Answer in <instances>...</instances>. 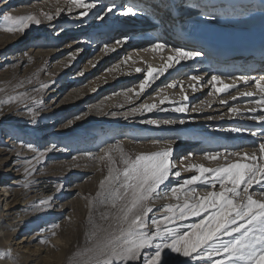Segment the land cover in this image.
Here are the masks:
<instances>
[{
    "label": "rangeland",
    "instance_id": "374dc122",
    "mask_svg": "<svg viewBox=\"0 0 264 264\" xmlns=\"http://www.w3.org/2000/svg\"><path fill=\"white\" fill-rule=\"evenodd\" d=\"M207 1L210 0H167L163 5V14H170L169 10L174 7L188 12L181 17L183 19L196 20L201 17L207 23L217 24L219 16L231 9L225 3L217 6L219 8L190 11ZM222 1L224 0H218L217 4ZM98 2L88 16L81 17L79 13L83 9L73 7L69 12L70 5L66 0H0V24L5 23L3 16L7 13L13 16L34 15L40 19L39 25H30L23 33L0 31V166L5 171H18L20 174L18 177L8 176L4 185L6 188L14 187V190L24 193L22 196L26 195L27 198L34 195L28 194L32 191L30 188L33 184L44 183L43 185L52 189L49 200L37 199L27 204L28 208H22L25 209L22 213L24 216L31 219L42 216L43 219L36 221V229L12 236L10 243L4 246L5 251L11 253V258L7 260L10 264H15L22 254H31L32 258L26 264H92L89 259L93 248L92 232L95 228L107 225V221L101 219V214L112 210L104 205L93 206L90 203L97 199L99 183L107 174V163L90 159L87 153L98 155L101 148L117 141L132 156L170 148L172 172L179 171L181 178L177 179L174 174L169 176L161 186L162 192H168V189L178 187L184 179L198 174L188 171L185 161L190 165L209 168L226 163L222 156L217 161L204 159L209 152L224 155L228 153L227 148L209 144L210 139L228 141V138H235L232 132L219 131L228 128L224 125L200 124L192 121L198 119V116L171 110L161 111L189 105L190 112L195 103L215 94V88L209 81L212 76H217V72L205 76V70L192 71L203 67L206 58L198 59L199 55L198 61H172V67L164 71L163 75L154 74L155 78L149 81V86L141 93L139 86L149 67L163 70L169 63L168 49L151 51L155 43H162L163 36L158 38L148 31L145 35L135 32L104 37L96 32L98 28L103 26L111 31L116 30L118 28L115 27L124 19L119 10L114 11L113 16L107 13V22L105 20L104 24L102 21L98 23V15L105 14L107 6L111 5L108 0H101V4ZM148 5L151 6L150 3ZM253 6L254 3L247 12H251ZM57 9L62 11L57 12ZM247 12L245 8L242 10V13L248 14ZM47 16L52 19H47ZM116 18H120V21H116ZM245 19L246 15L239 14L231 20L243 22ZM160 23L165 25L166 22ZM122 35L124 37L120 38ZM119 38L124 42L116 44L115 41ZM105 45L114 47L115 50L106 52ZM141 46L145 48V52L135 51ZM39 48H46L49 52H42ZM38 54L45 55L37 57ZM137 68L140 69L139 72L136 71ZM233 74L236 72L230 75ZM193 75H198L200 81L191 80ZM218 76L225 83L229 80V75ZM168 84H174L175 87H167ZM199 86L204 89L196 95L197 99L193 104L182 101L184 97L191 95V90ZM137 93H140L138 97ZM165 97L167 102L161 104L160 100ZM145 103L156 104L158 107L151 112L132 113L133 108H139ZM29 109L36 113L35 117L30 114ZM125 113L128 114L127 118ZM224 113L226 111L210 117H221ZM76 115L81 118L75 120ZM69 120L73 121L70 125L67 124ZM150 120L158 123L146 122ZM181 120L184 123H180ZM188 123L194 124L192 128L196 131L186 129ZM240 130L250 131L251 128L240 127ZM28 145L38 151H32ZM242 148L255 151L256 164L264 160L260 158L259 145H245ZM11 154L16 156L12 157ZM237 158L239 157L236 160ZM228 160L234 162L235 158L228 157ZM25 161L31 163L26 164ZM243 162L252 163L251 160ZM26 168L29 170L27 175ZM197 187L199 195H204L203 186ZM215 190H219V185ZM180 195L181 199L177 201L168 192L166 197L157 198L152 207L159 209L165 205L183 203V194ZM253 198L264 199L259 196ZM41 201L48 203L41 204ZM5 208V202L0 201V221L3 226L6 224L4 214L7 212H2ZM157 215L162 216L164 213L159 212ZM198 220V217H191L182 223ZM62 223L64 228H61ZM57 225L58 227H54ZM24 236L28 237L25 238V243L17 245ZM35 237L38 238L35 240ZM151 251L145 250V254ZM162 257L168 264H201L168 250H165ZM137 264H143V258Z\"/></svg>",
    "mask_w": 264,
    "mask_h": 264
},
{
    "label": "snow or ice",
    "instance_id": "6c2138e0",
    "mask_svg": "<svg viewBox=\"0 0 264 264\" xmlns=\"http://www.w3.org/2000/svg\"><path fill=\"white\" fill-rule=\"evenodd\" d=\"M72 8L83 9L79 13L86 17L97 7L98 0L86 2V0H66ZM115 6H107L106 13L98 15L104 19L107 13H113ZM62 9H57V12ZM124 16H136L137 10L128 6L121 12ZM51 20V16H47ZM5 23L0 24V31L10 33H23L32 24L39 25L40 19L34 15L13 16L7 13L3 16ZM127 38H125L126 40ZM124 41L116 40V44ZM168 49L173 53L168 57L169 63L163 70L149 67L145 79L140 83L142 93L149 86V81L154 74L163 75L164 71L172 67V61L179 63L182 60H191L201 55L199 51L184 50L182 48H168L167 44L155 43L151 51L157 52ZM114 47L105 45L104 51H114ZM74 58V56H73ZM140 71L139 68L136 69ZM82 74V73H81ZM193 81H200L198 75L190 77ZM245 84L249 79L255 81V87L261 93L259 99L253 100L264 111V77L240 76ZM217 93L228 92L236 85L224 84L222 88L215 85L223 84L219 76H212L211 81ZM167 87H175L168 84ZM131 91V89H129ZM137 97L140 93L136 94ZM242 96L252 97L253 92H242ZM236 99L235 96L232 97ZM187 99V97H185ZM167 102V97L160 100L161 104ZM222 104L226 101L221 100ZM156 104H141L137 111L151 112L157 108ZM185 112L184 106L161 111ZM231 112L239 114L238 108H231ZM255 113L256 109H249ZM35 117L36 113L29 109ZM116 115V113H111ZM125 113V118H127ZM80 115L74 117L79 120ZM250 118L264 122V115ZM72 120L67 122L72 124ZM158 123L157 121H146ZM176 121H164L175 123ZM180 123H184L183 120ZM67 126V125H66ZM239 131V129H235ZM253 136L256 132L252 133ZM159 143V141H156ZM32 151H38L32 145L27 146ZM55 147V146H53ZM260 158L264 159V142L259 145ZM90 159H98L107 163V174L99 183L97 199L92 203L109 207L112 211L101 214V219L107 221L106 226L95 228L92 232L93 248L89 257L92 264H137L143 258V264H168L163 259L165 250L187 257L201 264H264V199H254V196L264 197V165L256 164L255 151L252 155L241 152H228L224 155L226 163L223 166L209 168L203 165H189L188 171L198 173L184 179L178 187L168 189L173 199L180 201L183 194V203L169 204L162 208L154 209L152 203L157 199L166 197L168 192H162L161 186L174 174L180 176V172H172L170 158L172 150L166 149L150 154H127L120 142L109 144L100 149V154L87 153ZM222 154L220 152L206 153L204 159L217 161ZM228 157H240L243 160H251L252 163H233ZM188 159V157H185ZM26 164L31 161H25ZM26 175L29 170L25 169ZM219 185V190H215ZM258 185L254 190L253 186ZM203 186L204 195H199V188ZM27 187V185H25ZM47 204L48 201H41ZM163 212L164 215H157ZM151 214V215H150ZM191 217H198V222L182 223ZM91 219V217H90ZM54 227H58L54 226ZM53 235L55 233L53 232ZM145 250H152L145 254ZM11 258V253L0 252V260Z\"/></svg>",
    "mask_w": 264,
    "mask_h": 264
},
{
    "label": "bare ground",
    "instance_id": "6f19581e",
    "mask_svg": "<svg viewBox=\"0 0 264 264\" xmlns=\"http://www.w3.org/2000/svg\"><path fill=\"white\" fill-rule=\"evenodd\" d=\"M108 1L111 2V5L115 6L114 11L120 10L121 12L124 11L128 6H132L137 10V15L134 17L121 15L122 19H124L121 21L120 18H116V21H120L119 26L115 27L118 28L119 31H117L118 29L111 31L110 28H104L103 26L98 28L96 32L104 35V37L109 38L120 33H127L126 35H130L135 32L138 34H146V32L151 31L153 34L158 36V38H162L163 36L162 43L167 44L168 48L176 47L182 48L184 50L199 51L201 55L204 54V56L200 55L198 59L206 58V60L204 61L205 65L203 67L192 69L193 72L205 70L206 72H203V75L205 76H209L210 73L216 72L217 76L218 74L226 77L227 75H229V77H227L229 80H227L226 83L223 81V79H221L223 81V84H217L219 86L215 87L222 88L224 84H235V88H232L228 92L221 93H217L213 90V92H215L213 96H210L206 100L200 101L197 104L195 103L192 106V110L190 112L188 110L189 105L186 106L187 111L182 113L194 117L198 116V119L192 121H198L200 122V124L215 123L224 125L228 128L220 129L219 131L223 133L232 132L234 134L233 136H235V138H228V141H225L224 139L222 141L217 139H210L211 141L209 144H215V147L217 148H227L228 152H246L249 155H252L253 150L247 151V149H244L242 147L245 145H260V143H262L261 140L264 141V122L258 119L250 118L253 115L260 116L261 114H264V111H262L256 104L252 103L253 100L259 99L261 93L255 86H252L255 84L254 80L249 79L248 83L245 84L243 80H238L236 79V77L247 76L250 78L255 77L257 79L264 77V43L257 46L252 45L247 48H242L241 46L234 44L235 41L232 38L237 37L239 40L240 38L246 37L255 31H264V0H224L220 2V4H217L218 0H210L206 3H202L199 6H195V8L193 9L190 8V11H204L208 7L219 8L220 5H224L225 3H227L231 9L229 10V12L227 11L226 14H222L221 16H219L220 20L217 22V24L207 23V21H203L205 18L203 19L198 16H196L198 17L196 20L183 19L181 17L188 14V12L177 10L174 7L172 8V10H169L170 14L165 15L163 14V5L167 0ZM98 3L101 4V0H99ZM149 3L151 4V6L148 5ZM252 3H254V6L252 7L253 9L251 8L252 11L247 12L249 11V6ZM173 4L175 6L174 2ZM236 7L237 9H235ZM147 8H149V10H147ZM244 8L248 14L242 13V10ZM113 14L114 12L110 13V16H113ZM173 14L178 15L174 16ZM239 14L246 15V19L243 22L231 20L232 18L238 17ZM224 18H229V20L225 21ZM106 19L107 16L104 15V19H99L98 23L102 21L101 23L104 24ZM161 21H165V25H161ZM139 30H141V32H139ZM147 34L149 35V33ZM123 37L124 35H122L120 38ZM120 38L118 40H120ZM39 49L42 52H49V50H47L46 48ZM144 50L145 48L141 46L140 48H136L135 51H142L141 53H143ZM44 55L45 54H38L37 57H44ZM172 55L173 53L169 51V55L167 56ZM194 59L198 61L197 56ZM234 72H236V74L230 75ZM209 84L212 85V83ZM203 89L204 87L199 86L195 90H191V95L186 96L187 99H185L184 97L182 101L189 103L190 105L193 104L197 99L196 95H198V93ZM245 91L253 92L255 93V95L252 97L240 95V93ZM217 94L218 97H215V95ZM233 96L236 97L235 100H233ZM221 100L226 101V103L222 104L220 102ZM233 107L239 109V114L230 111V109ZM252 108L256 109L255 113L249 111V109ZM224 111H226V113L222 115L223 118L222 116L210 117L213 114H218ZM159 113H161V111ZM193 126L194 124L191 125L190 123H188L185 127L186 129L192 131L195 130L194 128H192ZM232 127L235 128L232 130ZM240 127L242 129L251 128V130L242 131L240 130ZM237 128H239V131H235V129ZM253 132H256L255 136L252 135ZM11 141L12 140L10 139V142ZM240 149L241 151H238ZM223 155L224 154H222V158H224ZM11 156L15 157L16 154H11ZM233 158H235L233 163H244L243 159H241L240 157L237 158V160L236 157ZM185 165L189 166L190 163L185 161ZM260 165H264V160H262V163H260ZM19 175L20 174L18 171H14L13 173L11 171L8 172L2 169V167L0 166V201L5 202L6 207L4 210H2V212H7L6 214H4L6 216V224L3 226L1 225L0 221V252L7 253L4 249V246L10 243L12 236L22 233H28L36 229L35 227H38L37 225H35L36 221L43 219L41 218L42 216H36L34 219L24 216L22 213L25 209L22 208H28L27 204L33 202L34 200H49L52 197V195H49L52 190L50 189L51 187L43 185L44 183L33 184V186L30 188V190L32 189V191H30L28 194L34 195L30 198H27L26 195L25 197H23L22 195H24V193L21 194L19 190H14V187L13 189L5 187L4 184L6 183L8 176L18 177ZM176 178L179 179L181 178V176ZM253 189L257 190L258 185H254ZM23 202H25V204H21ZM61 228H64L63 223L61 224ZM39 237H41V235H39ZM25 238L26 237L24 236L21 239L22 241L17 245L24 244L25 240L28 237L26 239ZM36 238L38 237H35V240ZM31 258V254H22L21 256H18L15 264H26ZM7 260L8 258L0 260V264H10V261Z\"/></svg>",
    "mask_w": 264,
    "mask_h": 264
}]
</instances>
